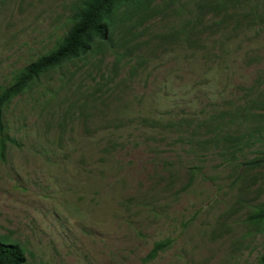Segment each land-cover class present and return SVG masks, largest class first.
I'll use <instances>...</instances> for the list:
<instances>
[{
    "label": "rangeland",
    "instance_id": "1",
    "mask_svg": "<svg viewBox=\"0 0 264 264\" xmlns=\"http://www.w3.org/2000/svg\"><path fill=\"white\" fill-rule=\"evenodd\" d=\"M79 2L0 0V90ZM114 19L5 107L0 239L23 264H259L264 0H131Z\"/></svg>",
    "mask_w": 264,
    "mask_h": 264
},
{
    "label": "trees",
    "instance_id": "2",
    "mask_svg": "<svg viewBox=\"0 0 264 264\" xmlns=\"http://www.w3.org/2000/svg\"><path fill=\"white\" fill-rule=\"evenodd\" d=\"M131 0H80L79 5L71 16L72 26L57 42L55 47L24 66L15 76L10 85L0 90V145L4 150L6 135H3L4 109L8 103L21 94L29 84L41 75L49 72L61 64L85 55L94 42L107 40L117 24L114 17L118 8ZM254 165L264 164L262 156L252 159ZM264 211L260 210L251 216V219H263ZM170 244L169 239L160 240L146 255V259H153L159 252ZM25 254L18 243H7L0 239V264H23ZM259 264H264V252L259 258Z\"/></svg>",
    "mask_w": 264,
    "mask_h": 264
}]
</instances>
